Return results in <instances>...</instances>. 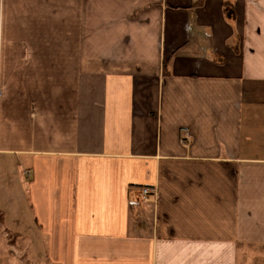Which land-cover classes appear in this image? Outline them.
I'll use <instances>...</instances> for the list:
<instances>
[{
  "label": "crops",
  "instance_id": "crops-1",
  "mask_svg": "<svg viewBox=\"0 0 264 264\" xmlns=\"http://www.w3.org/2000/svg\"><path fill=\"white\" fill-rule=\"evenodd\" d=\"M198 1L0 0V209L23 171L40 262L264 264V0Z\"/></svg>",
  "mask_w": 264,
  "mask_h": 264
},
{
  "label": "rangeland",
  "instance_id": "rangeland-1",
  "mask_svg": "<svg viewBox=\"0 0 264 264\" xmlns=\"http://www.w3.org/2000/svg\"><path fill=\"white\" fill-rule=\"evenodd\" d=\"M23 173L21 171L24 184L6 188V196L11 195L13 202L8 203V218L5 224H0V264H44L34 258L32 252L33 211L28 196L29 179ZM1 197L3 193L0 199Z\"/></svg>",
  "mask_w": 264,
  "mask_h": 264
},
{
  "label": "built area",
  "instance_id": "built-area-1",
  "mask_svg": "<svg viewBox=\"0 0 264 264\" xmlns=\"http://www.w3.org/2000/svg\"><path fill=\"white\" fill-rule=\"evenodd\" d=\"M153 194H154V190L152 188L144 186L140 188V192L137 198L131 200L129 203L131 205L141 204L142 202L148 200L150 196H152Z\"/></svg>",
  "mask_w": 264,
  "mask_h": 264
},
{
  "label": "trees",
  "instance_id": "trees-1",
  "mask_svg": "<svg viewBox=\"0 0 264 264\" xmlns=\"http://www.w3.org/2000/svg\"><path fill=\"white\" fill-rule=\"evenodd\" d=\"M196 4H200V0ZM1 223H4V212L0 209V224Z\"/></svg>",
  "mask_w": 264,
  "mask_h": 264
}]
</instances>
